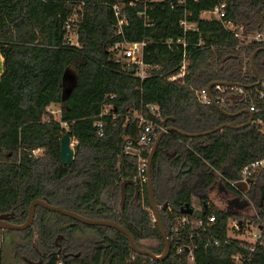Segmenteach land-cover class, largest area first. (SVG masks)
Masks as SVG:
<instances>
[{"label": "trees", "instance_id": "1", "mask_svg": "<svg viewBox=\"0 0 264 264\" xmlns=\"http://www.w3.org/2000/svg\"><path fill=\"white\" fill-rule=\"evenodd\" d=\"M219 1L226 3L227 17L242 24L246 32H264V0H187L185 4L160 0L146 6L130 0H0V214L12 211L10 222L20 224L29 203L45 198L88 218L116 221L131 232L137 246L161 253L163 240L152 220L146 184L140 186L138 201L128 185L123 208L119 205L120 182L136 173L135 156L122 152L125 140L139 130L127 119L128 110L156 105L161 124L168 118L165 126L189 134L247 122L249 115L240 112L246 108L241 100L226 94L220 105L223 112L212 103L199 102L194 93L213 81L238 83L248 92L264 91V47L238 48L239 39L220 21L201 16ZM113 5L121 7L125 18L120 31ZM75 11L80 13L79 46L64 42V21ZM183 18L195 23L196 29L184 32ZM179 36L189 42L183 83L166 79L176 71L182 51L170 50L165 41ZM122 40L146 42L143 60L149 69L145 78L123 71L114 59L110 47ZM256 49L253 68L250 58ZM227 55L237 57L223 61ZM258 77L261 82L256 84ZM63 82L71 84L65 98ZM218 93L211 87L213 96ZM50 104L60 105L58 119L47 110ZM104 104L112 105L111 113L99 117ZM227 112L240 113L229 116ZM99 118L104 122L102 136L94 134L93 123ZM64 133L75 142L69 165L61 162L59 153ZM262 157L264 134L253 124L223 127L196 137L172 131L161 138L151 176L156 204L161 207L168 202L159 211L170 241L164 259L131 250L128 238L116 229L86 225L41 206L35 207L31 226L4 233L23 234L21 240L11 242L23 264L34 263L21 254L34 260L41 257L38 264H58L59 260L63 264H188L185 248L195 242L194 264H235L232 254L243 250L241 242L203 247L201 240L189 238L188 231L179 230L172 237L170 224L175 214L180 215V206L195 198L204 215H215V234L225 237L228 220L254 223L256 216L253 209L248 210L247 200H254L256 192L254 209L264 216V169L256 172L243 194L228 182L238 178L244 165ZM215 187L238 195L239 209L214 207L208 191ZM85 227L96 237L73 240L74 232ZM57 233L63 234L64 252L80 250L79 254L58 252ZM147 239L156 244L145 245L142 241ZM248 264H264V232Z\"/></svg>", "mask_w": 264, "mask_h": 264}, {"label": "built area", "instance_id": "2", "mask_svg": "<svg viewBox=\"0 0 264 264\" xmlns=\"http://www.w3.org/2000/svg\"><path fill=\"white\" fill-rule=\"evenodd\" d=\"M153 1L160 0H130L131 3L141 2L145 6ZM175 4H185L187 0H170ZM195 1V0H193ZM226 3L219 1L218 4L208 11H204L202 15H206V18H214L220 21L223 27L233 34L234 37L239 39L237 47L241 45H258L264 47V32L248 33L244 30L242 24L235 23L233 20L227 17ZM114 16L117 20L119 31L121 26L125 23V18L122 15L118 5L112 6ZM143 12H140V14ZM201 15V16H202ZM80 18V13L75 11L64 21V42L65 44L72 46H79L77 39V24ZM183 30H195L196 24L188 22L185 18L181 20ZM166 46L171 49H180L182 51V59L180 64L176 67V71L167 76L169 81H176L183 83V78L187 67V42L185 36H179L177 38H170L165 41ZM200 44V43H198ZM146 46L145 41H118L115 42L110 50L114 53V59L121 64V69L130 74H133L140 79L148 76L149 65L143 60V51ZM218 90V94L212 97L221 105L224 101L225 95H231L234 100H241L247 110L252 114L253 125H256L261 133L264 134V91L248 92L244 90L241 85L232 86H214ZM196 98L201 103H212L211 97L206 91V87L194 89ZM112 105L104 104L99 117L111 113ZM131 119L138 127L137 134L130 138L128 137L123 145L122 152L126 155H132L136 158V173L132 180L138 183L140 186L147 183V157L154 144L157 134L164 130V124H161V120L158 107L156 105L147 104L146 106H140V108H130L128 110L127 119ZM94 134L96 136H102L104 122L102 119H96L93 123ZM264 169V157L255 159L246 165H244L240 171L238 178L229 180V184L238 190L241 194L245 193L249 188L253 177L256 172ZM239 182L246 184V190L241 191L237 185ZM195 208L194 206H192ZM199 208H201L199 206ZM150 210V209H149ZM256 219L254 223L248 219L235 220L231 219L227 222V234L225 237H219L215 234L214 225L216 223L215 215H204L201 217H195L191 214L174 215L170 224L169 232L172 237L180 230L183 232H189V238L199 241L203 247L206 246H220L230 244L232 241L241 242L240 246L243 250H238L232 254V259L235 264H248L251 259V253L255 248L261 245V234L264 232V216H260L253 208ZM151 212V210H150ZM152 220L154 221L153 214ZM251 234V235H250ZM252 236V239H248L247 236ZM198 244L195 242L190 246H187V262L188 264H194L193 250L197 248ZM182 247L177 249L178 253H181ZM156 255H160L157 253ZM58 264H63L62 260L58 261Z\"/></svg>", "mask_w": 264, "mask_h": 264}, {"label": "water", "instance_id": "3", "mask_svg": "<svg viewBox=\"0 0 264 264\" xmlns=\"http://www.w3.org/2000/svg\"><path fill=\"white\" fill-rule=\"evenodd\" d=\"M214 19V18H213ZM258 49H256L252 54H251V64L254 68V57L255 54L257 53ZM230 57H237V55H227L223 58V61H225L226 59L230 58ZM66 76H68L66 73L63 75V81L66 79ZM72 77V75H69V79ZM68 78V77H67ZM261 82V78L258 77V81L256 84H259ZM64 83V82H63ZM256 84H250V86H254ZM215 85H222V86H232V85H239L238 83H234V82H210L207 86H206V91L208 93V95L211 97L212 99V104L214 106H216L217 108H219L220 110H222L223 112H226L222 109V107L214 100V98L212 97L211 94V87L215 86ZM71 90V84L68 82V85H66V83H64L63 86V90H62V98H65L66 95L70 92ZM243 111V110H242ZM240 111V112H242ZM248 115L249 118L247 120V122H245L244 124H240V125H232V124H228V123H224L221 124L215 128H213L212 130L206 131V132H202V133H194V134H189V133H185V132H181L178 131L176 128L172 127V126H165L167 119H164V130H161L157 136L156 139L154 141V144L148 154L147 157V176H148V180L146 183V190H147V196H148V202H149V209L151 210L152 214H153V218H154V223L161 235V238L163 240V250L160 253V255H156L152 250L146 249V248H141L139 246L136 245V243L134 242L133 236L131 234V232L121 226L118 222L113 221V220H109V219H93V218H88L85 216H82L74 211L71 210H67L65 208L59 207V206H55L52 205L50 203H48V201L43 198V199H34L29 203L28 209H27V215L26 218L24 220V222L20 223V224H15L12 223L10 221H8L9 218L13 217V212H8V213H2L0 214V229H6V230H24L26 228H28L29 226H31V224L33 223V219H34V214H35V207L36 206H41L43 208H46L50 211H54V212H58L60 214H63L67 217H70L78 222L84 223L86 225H91V226H106V227H110L113 229H116L118 231H120L121 233H123L129 240V246L130 249L137 252V253H142V254H146L149 255L150 257H155V258H159V259H164L170 252V241L168 239L167 233L165 228L163 227L162 221L160 219V215H159V211L160 209H166L168 202L165 201L163 203V205L161 207H159L154 199V191H153V183H152V176H151V165H152V160L154 157V154L156 152V149L158 147V144L161 140V138L169 132L172 131H176L178 132L181 136L184 137H196V136H200V135H206L209 134L211 132H215L218 131L220 129H222L223 127H233V128H241L250 124H253L252 120V114L245 109L244 110ZM238 112V113H240ZM238 113H228L227 115L229 116H235ZM59 153H60V159L61 162L63 164L69 165L74 157V148L72 146V140L69 136L68 133H64L61 138H60V147H59ZM169 156H173V154H169ZM128 185H132L134 188V200L138 201L139 198V193H140V187L138 183H135L132 179L130 178H125L120 182L119 185V190H120V197H119V205L120 208L122 209L127 197V193H126V187ZM240 188L241 191H245L246 190V184L243 182H239L237 184ZM179 211L183 214H191L195 217H201L203 214V210L201 208H193L192 206H190L189 203H185L183 205L180 206ZM62 236L59 235L55 241H57V239L61 238ZM72 254L78 255L79 251L73 253ZM65 255H67V253H65ZM22 258L30 263H34V264H38L41 262V257L38 260H32L30 259L27 255L22 254Z\"/></svg>", "mask_w": 264, "mask_h": 264}, {"label": "rangeland", "instance_id": "4", "mask_svg": "<svg viewBox=\"0 0 264 264\" xmlns=\"http://www.w3.org/2000/svg\"><path fill=\"white\" fill-rule=\"evenodd\" d=\"M202 17L206 18V15H202ZM2 68V62L0 60V70ZM1 72V71H0ZM49 112H51L55 118H59L60 112V105L59 104H50L47 108ZM75 142L72 140V146H74ZM40 150H36L35 152H39ZM227 192V193H226ZM208 195L210 200L212 201L214 207H228L231 210H237L242 204V200L238 195L232 194L231 192L219 189L218 187L213 188L212 190L208 191ZM259 197V194L256 192L254 196V200H247V207L248 210H252L254 208L255 200ZM198 200L196 199L195 202ZM77 224V223H76ZM78 225V224H77ZM61 235L62 233H57L56 238ZM251 235V234H250ZM247 236L248 239H252V236ZM4 242H3V252H2V260L0 264H23L14 253L13 245L11 242H17L23 238V234L17 232H7L3 233ZM61 238L57 239L58 242H61ZM95 233L89 228H82V230H76L73 234V240L80 241L84 238H95ZM55 238V239H56ZM145 245H155V240L147 239L142 241ZM80 251V250H78ZM26 255V254H25Z\"/></svg>", "mask_w": 264, "mask_h": 264}, {"label": "flooded vegetation", "instance_id": "5", "mask_svg": "<svg viewBox=\"0 0 264 264\" xmlns=\"http://www.w3.org/2000/svg\"><path fill=\"white\" fill-rule=\"evenodd\" d=\"M245 109H247V108H244L243 109V111L242 112H245L244 110ZM246 113V112H245ZM168 156H169V154H173V156H174V152H172V153H166ZM136 183V182H135ZM132 186V185H131ZM139 187H140V185H139ZM195 199V198H194ZM193 199V200H194ZM193 200H192V202H193ZM198 203H199V201H198ZM191 206H193L192 205V203L190 204ZM13 217H14V213H13ZM12 217V218H13ZM9 219H11V218H9ZM8 219V221H10ZM4 230H6V229H0V236H1V239H0V243H2V244H0V261L2 260V252H3V242H4V237H3V233H4ZM62 239H63V237H62ZM61 239V240H62ZM54 244H55V246H56V250L59 252V251H62L63 250V253L65 254V253H71V251H67V252H64V248L66 247V246H62V244H61V242H58V241H54ZM35 250H37L38 251V253H39V250L35 247ZM14 253H15V255H16V251H14ZM21 256H22V254H21ZM29 257V256H28ZM30 259H32L31 257H29ZM32 260H34V259H32Z\"/></svg>", "mask_w": 264, "mask_h": 264}, {"label": "crops", "instance_id": "6", "mask_svg": "<svg viewBox=\"0 0 264 264\" xmlns=\"http://www.w3.org/2000/svg\"><path fill=\"white\" fill-rule=\"evenodd\" d=\"M0 60H1V62H2V58H1V57H0ZM1 70H2V69H1ZM1 70H0V71H1ZM195 200H196V199L193 200L192 205H193L195 208H199L200 204L198 203V201L195 202Z\"/></svg>", "mask_w": 264, "mask_h": 264}]
</instances>
